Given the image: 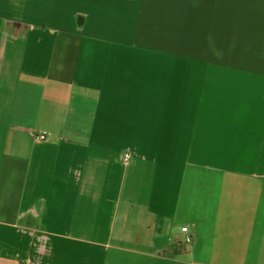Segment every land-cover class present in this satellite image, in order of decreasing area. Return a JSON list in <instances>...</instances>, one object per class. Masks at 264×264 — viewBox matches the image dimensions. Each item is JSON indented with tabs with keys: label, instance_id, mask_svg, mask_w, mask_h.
I'll return each mask as SVG.
<instances>
[{
	"label": "crops",
	"instance_id": "obj_1",
	"mask_svg": "<svg viewBox=\"0 0 264 264\" xmlns=\"http://www.w3.org/2000/svg\"><path fill=\"white\" fill-rule=\"evenodd\" d=\"M263 136L264 0H0V264L217 262L184 192Z\"/></svg>",
	"mask_w": 264,
	"mask_h": 264
},
{
	"label": "rangeland",
	"instance_id": "obj_2",
	"mask_svg": "<svg viewBox=\"0 0 264 264\" xmlns=\"http://www.w3.org/2000/svg\"><path fill=\"white\" fill-rule=\"evenodd\" d=\"M216 171L209 170L204 173L205 180L209 181L208 185L201 182L202 177H197L193 193L189 192L188 196L187 192H184L185 197H188V199L184 198L185 204L187 202L199 213L208 214L205 216L203 214L196 215L201 223L198 227L199 231L205 233L204 245L199 243L197 236L194 235L191 245L186 244L185 239H181L175 248L191 251L196 245V257H205V260L208 261H214L217 258L218 261L211 262L212 264H264V183L253 181L251 186L255 185L256 189L249 190L247 180ZM203 184L208 189L198 192ZM241 192L243 201H240L239 206L235 207L234 204L239 203L236 202V199L239 200L237 196ZM234 195L236 196L235 203L232 198ZM232 208H238L240 214L235 216L239 219L233 220L234 215L221 214L218 216L219 213ZM188 217H191V214H188ZM205 218H210L207 226H204ZM189 223L187 225H190ZM189 227L192 228V226ZM17 248L7 249L16 251ZM20 249H24V246H21ZM73 252V249H69V254L64 256L65 259L54 255L53 260L59 264H73ZM195 260L197 261V258ZM125 261L124 257L121 263L123 264ZM177 261H182L179 264H187L193 262V259L187 263L185 259H177ZM40 262L36 259L34 264H42ZM23 264L28 263L24 262ZM108 264H111V260Z\"/></svg>",
	"mask_w": 264,
	"mask_h": 264
},
{
	"label": "built area",
	"instance_id": "obj_3",
	"mask_svg": "<svg viewBox=\"0 0 264 264\" xmlns=\"http://www.w3.org/2000/svg\"><path fill=\"white\" fill-rule=\"evenodd\" d=\"M45 138H40L39 140L40 141H43ZM130 160H131V155L130 154H125V156H124V163H128V162H130ZM182 232L183 233H187L188 232V230H187V228H183L182 229ZM192 242V239H191V237H186V239H185V243L186 244H190Z\"/></svg>",
	"mask_w": 264,
	"mask_h": 264
}]
</instances>
